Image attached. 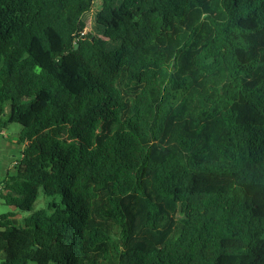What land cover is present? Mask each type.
Listing matches in <instances>:
<instances>
[{"label":"trees","instance_id":"16d2710c","mask_svg":"<svg viewBox=\"0 0 264 264\" xmlns=\"http://www.w3.org/2000/svg\"><path fill=\"white\" fill-rule=\"evenodd\" d=\"M94 2L0 0V264H264V0Z\"/></svg>","mask_w":264,"mask_h":264},{"label":"rangeland","instance_id":"374dc122","mask_svg":"<svg viewBox=\"0 0 264 264\" xmlns=\"http://www.w3.org/2000/svg\"><path fill=\"white\" fill-rule=\"evenodd\" d=\"M99 4V0H95L92 8L84 13L83 19L85 20V30H90L94 12ZM19 130V125L15 122L8 123L4 128L0 129V179L6 172V169L11 171L13 160L19 156L21 145L15 140L16 132ZM11 209V207L0 200V213ZM20 215L26 214V212L20 211ZM20 215L18 217H20ZM16 221L19 220L17 217Z\"/></svg>","mask_w":264,"mask_h":264}]
</instances>
